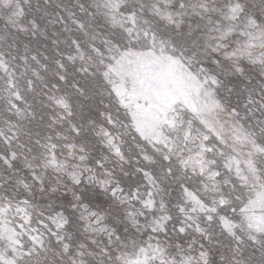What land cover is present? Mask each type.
I'll return each mask as SVG.
<instances>
[{
    "label": "snow or ice",
    "instance_id": "6c2138e0",
    "mask_svg": "<svg viewBox=\"0 0 264 264\" xmlns=\"http://www.w3.org/2000/svg\"><path fill=\"white\" fill-rule=\"evenodd\" d=\"M0 264H264V0H0Z\"/></svg>",
    "mask_w": 264,
    "mask_h": 264
}]
</instances>
